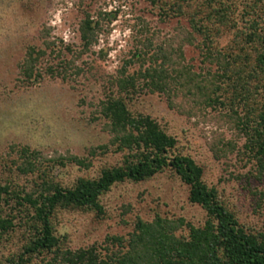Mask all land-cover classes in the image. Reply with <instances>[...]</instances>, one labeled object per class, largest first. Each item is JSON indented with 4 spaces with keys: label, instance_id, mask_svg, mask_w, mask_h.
<instances>
[{
    "label": "trees",
    "instance_id": "obj_1",
    "mask_svg": "<svg viewBox=\"0 0 264 264\" xmlns=\"http://www.w3.org/2000/svg\"><path fill=\"white\" fill-rule=\"evenodd\" d=\"M149 2L161 21L178 24L162 34L143 20L144 38L97 105L94 120H103L108 141L83 155L15 141L0 153V264H264V219L259 224L244 219L225 189L208 181L205 164L179 149L178 138L157 118L134 107L141 94L159 93L179 114L226 127L230 138L215 130L208 142L213 154H234L249 178L264 181V0ZM83 14L78 49L57 43L44 23L41 44H27L19 62L23 82L36 84L45 73L66 80L69 69L84 71L76 61L99 43L102 20L110 13L95 18L85 9ZM187 47L198 52L200 64L187 57ZM48 53L59 59L56 66H42ZM135 63L139 67L131 71ZM111 154L119 160L109 162ZM68 166L85 172L66 181L57 171ZM166 171L185 183L189 200L205 210L202 222L138 213L127 233H108L76 247L61 231L65 212L104 217L103 196L114 185ZM260 194L259 207L264 190Z\"/></svg>",
    "mask_w": 264,
    "mask_h": 264
},
{
    "label": "rangeland",
    "instance_id": "obj_2",
    "mask_svg": "<svg viewBox=\"0 0 264 264\" xmlns=\"http://www.w3.org/2000/svg\"><path fill=\"white\" fill-rule=\"evenodd\" d=\"M85 9L95 18L99 12H109L110 19L102 20L99 43L93 51L76 61L84 71L76 74L71 68L66 80L45 73L36 84L23 82L19 62L27 44H41L39 29L44 23L52 27L51 36L57 43L78 49L79 22ZM143 20L149 23L150 31L160 30L162 34L173 32L178 24L177 19L161 21L149 0H0V153L15 141L49 152L70 150L83 155L89 147L108 141L103 120H94L97 105L144 38ZM71 56L65 53L67 59ZM187 57L200 64L193 47H187ZM58 62L55 54L48 53L42 66H56ZM137 67L135 63L130 70ZM134 101L135 108L152 114L178 138L179 149L205 164L208 181L225 189L244 219L254 224L264 219V199L261 207L257 205L264 181L249 178L248 169L242 168L234 154L217 158L210 149L208 142L215 130L223 131L227 138L233 132L226 127L219 129L214 121L179 114L159 93H143ZM106 159L115 163L119 156L111 154ZM57 172L70 181L85 171L68 166ZM103 203L107 210L104 217L82 211L64 213L60 229L70 234L72 246L101 241L108 233H127L138 213L147 217L157 211L182 215L195 223L206 217L205 210L189 200L188 186L167 171L141 182L118 183L103 196Z\"/></svg>",
    "mask_w": 264,
    "mask_h": 264
}]
</instances>
